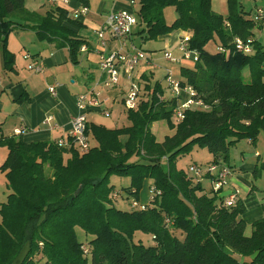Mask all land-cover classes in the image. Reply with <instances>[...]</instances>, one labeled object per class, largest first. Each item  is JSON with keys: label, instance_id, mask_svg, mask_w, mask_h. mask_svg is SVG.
I'll return each mask as SVG.
<instances>
[{"label": "trees", "instance_id": "trees-1", "mask_svg": "<svg viewBox=\"0 0 264 264\" xmlns=\"http://www.w3.org/2000/svg\"><path fill=\"white\" fill-rule=\"evenodd\" d=\"M72 1L89 5V0ZM228 6L223 16L213 11L211 0L137 3L133 31L138 28L141 42L183 31L189 33L188 49L197 53L195 63L180 69L178 81L206 108L184 110L174 133L163 141H156L151 123L170 122L178 100H160L158 84L146 86L148 98L126 110L129 125L87 124L89 142L91 137L95 141L87 152L67 151L57 143H27L21 135L0 136V147L7 151L0 170L9 191L0 202V264H264V216L246 236L239 198L226 207L220 192L207 190L175 167L176 158L195 145L211 154L207 165L229 167V149L242 139L255 145L264 131V44L255 36L264 29L255 9L264 6L255 4L251 12L238 8L236 0ZM166 7L175 10L170 24L163 16ZM13 27L67 45L74 63L84 43L78 36L80 24L67 7L54 6L40 15L29 12L24 0H0V53L8 72L14 66L6 50ZM236 40L250 41V53L238 50ZM211 41L217 44L215 53L206 50ZM111 176L129 179L121 191L135 202L150 181L152 198L147 204L138 202L143 210L113 206L123 193L110 185ZM76 228L91 237L87 243L77 240ZM137 232L150 236L153 244L135 239Z\"/></svg>", "mask_w": 264, "mask_h": 264}, {"label": "crops", "instance_id": "crops-1", "mask_svg": "<svg viewBox=\"0 0 264 264\" xmlns=\"http://www.w3.org/2000/svg\"><path fill=\"white\" fill-rule=\"evenodd\" d=\"M221 1L214 7V2L211 0V6L213 11L226 16L229 12V0ZM29 4H31L30 0H24V6L29 12L35 10L36 12L37 10L46 12L54 6H64L69 9L70 13L71 11L75 13L82 7L72 0H68L67 4L61 0H54V4L47 0H41L40 9H32ZM95 4L96 7L89 4L87 14L79 15L76 19L80 24L79 39L84 41L76 56V63L71 61L67 45L58 46L55 42H48L39 38L34 31L25 30L22 27L11 29L7 37L6 50L14 57L13 71L8 72L2 68L3 57L0 53V136L12 137L15 136L16 131L24 130L21 136L27 143L58 144L59 141H63L67 143L63 146L67 151L71 149L79 151L77 146L71 148V144L68 145L71 143L68 135L71 119L80 114L77 106V98L80 95L97 100L99 103L98 106H91L87 111L88 124L102 125L94 120L99 115L110 114L112 106L118 105L126 114L123 100L131 82L122 75V65H117L121 74L119 83L112 87L105 85L107 76L101 73L99 68L101 57L116 52L120 43L111 39L106 33L105 50H101L97 42V31L105 23L109 14L119 11L133 13L135 8L128 0H97ZM240 5L243 7L242 3ZM257 6L261 5L257 4ZM163 16L167 24L173 21L168 22L171 18L168 10H165V13L163 11ZM67 26L73 31L77 30L72 25ZM137 30L136 27L127 40L125 51L132 52L134 49H139L137 43H143L136 35ZM262 34H264V29L255 32L258 39ZM181 36H189V33L175 31L158 38L155 42V45L158 46L157 51L146 53L147 59L135 67L131 80L138 86L139 95H142L139 96L138 102L148 98V91L145 87L152 88L155 84H158L163 91V95L159 97L160 100L175 97L168 88L167 73L175 80H179L181 79L180 69L191 66L190 62L180 61L182 54L178 49V41ZM165 52H170L178 62L167 61L164 57ZM32 63L40 66L41 70L39 72L30 70L29 66ZM162 79L166 86H163ZM52 85H56V96H51L48 92ZM166 91H169V95ZM49 118L51 119L48 120ZM7 124L13 132L10 136L2 133L4 125ZM248 142L250 143L249 140ZM65 157L68 155L66 154ZM232 163L233 165L228 164L231 172L227 176V185L222 189L220 196L226 197L232 190L239 191V199L245 208L241 218L248 228L264 216V157L259 151H256L253 157L243 158L238 166L234 161ZM210 180V178L198 179L202 185L204 181L208 182L209 185L204 186L207 190L211 188ZM8 193L9 191L6 189L4 201ZM145 200V195H139L138 202L140 204H145Z\"/></svg>", "mask_w": 264, "mask_h": 264}, {"label": "built area", "instance_id": "built-area-1", "mask_svg": "<svg viewBox=\"0 0 264 264\" xmlns=\"http://www.w3.org/2000/svg\"><path fill=\"white\" fill-rule=\"evenodd\" d=\"M49 3L54 4V0H47ZM64 4H67L68 0H61ZM88 10L86 7H81L79 11H76V15H85ZM256 19L258 21H264V9L256 8L255 9ZM137 25L136 16L133 13H128L124 11L113 12L109 14L106 18L105 23L97 31V42L101 50H105V34L107 33L109 37L113 40H117L120 43L119 49L116 52L110 53L108 56L101 57L99 68L101 73L107 76L105 85L107 87L115 86L119 83V78L121 74L117 69V65H122V75L130 81V86L127 91V94L123 100V105L126 110H133L136 108L138 103V86L131 80L132 73L135 67L141 62L145 61L146 54L141 49H134L132 52L125 51L127 40L132 35L133 29ZM188 38L189 36H181L178 41V49L182 54L180 61L195 63L197 61V53L195 51L188 49ZM250 41L246 44L241 40H236V48L240 51L250 53ZM164 57L169 62H178L170 52H165ZM29 69L33 72H39L41 70L40 66L32 63L29 66ZM166 82L168 88L177 98V105L173 110V117L176 122H179L183 119L184 110L191 107H199L201 109L206 108L204 103L201 100H194L192 95L194 94L192 89L189 87H180L178 80H175L169 73L166 75ZM186 91L189 94V99L186 102H180L181 90ZM48 92L51 96H56V85L49 87ZM99 103L97 100L89 99L85 95H80L77 98V106L80 110V114L74 116L70 121V131L69 139L72 146H77L80 152H87L90 149L89 138L86 133L87 128V111L91 106H98ZM49 118L48 120H50ZM24 133V130H19L15 132V136L21 135ZM67 143L63 141L58 142V146H64ZM69 145V144H68ZM231 170L227 166H222L218 164H209L204 167L197 165H190L188 167L187 173L194 178L201 179L205 175L210 177L211 188L215 192H220L227 185V176L230 174ZM150 195V192H149ZM152 198V197H149ZM239 198V191L232 190L226 197H224V205L226 207L234 206L236 201ZM131 207L134 209L143 210V205H140L138 202L132 201ZM84 252H86L84 250Z\"/></svg>", "mask_w": 264, "mask_h": 264}, {"label": "rangeland", "instance_id": "rangeland-1", "mask_svg": "<svg viewBox=\"0 0 264 264\" xmlns=\"http://www.w3.org/2000/svg\"><path fill=\"white\" fill-rule=\"evenodd\" d=\"M28 1V0H27ZM41 0H30L29 6L32 9H40L39 3ZM139 0H128V2L134 6V8L137 7V3ZM238 3V8H239V3L243 4L244 7V11L246 12H251L254 11V4H258L261 6H264V0H236ZM97 0H89V4L92 7H96V3ZM213 5L214 7L217 6L220 2H222L221 0H213ZM165 10H168L171 14V18L170 20H168V22H171L172 20L175 19L176 15H175V10L173 7H166L164 9V13ZM36 12V10L34 11ZM38 14H44L45 11L44 10H37ZM71 16L72 18H74L75 20L78 19L77 17H79V15H76L73 11H71ZM156 41H151V42H145V43H137L139 49H141L142 51L146 53H150L153 51H157L158 46L155 45ZM259 42L261 44H264V34H262V36L259 39ZM216 48H217V44L214 41L209 42V44H207L206 46V50L210 53H215L216 52ZM20 58L22 59V55L20 56ZM248 74V70H245L243 72L244 77L246 78ZM163 80V79H162ZM163 86H166V83L163 80ZM140 92V91H139ZM142 92V91H141ZM144 92V90H143ZM167 95H169V91H166ZM181 97H180V102H186L189 99V94L184 91L183 89L181 90ZM138 96H142L139 95ZM145 96V94L143 93V97ZM99 115V114H98ZM93 121V120H92ZM96 123H101L102 125L108 127V128H115V127H123V126H127L129 125V121L127 119L126 114H124V112L122 111V108H120L118 105L117 106H112L111 107V111L110 114H108L107 116L102 114L96 117V120H94ZM176 124V121L174 119V117L172 116V118L170 119V122L168 120H156L153 121L151 123L150 126V132L154 135L155 139L157 142H161L164 140V138L166 136H170L174 133V125ZM2 133L5 134L6 136H10L13 134V132H11V127L7 124L4 125L3 129H2ZM90 143L91 145H95V141L92 139H90ZM256 151H259L262 154V157H264V131H261L257 137L256 143L255 145L250 144L248 142V140L242 139L240 141H238L234 146H232L229 149V163L231 165H233V161L235 163L236 166H238L243 158H249V157H253L254 153ZM7 155H6V148L5 147H0V167L3 164V162L5 161ZM212 159L211 154L202 147H198L197 145L192 146L189 151L187 153L181 154L179 155L176 160H175V167L179 170H182L184 172L188 171V167L190 165H197V166H202L204 167L205 165H207L208 163H210ZM194 177V176H193ZM204 178V177H203ZM109 183L110 185L114 186L115 192H121L123 193V200L121 197V195L119 196V199L117 201H114L113 206L115 208L121 209V210H132L134 208L131 207V202L134 201L133 197L128 196L127 200H126V194L121 191L123 188H126L129 184V179L128 178H124V177H117V176H111L109 179ZM149 185H150V181H146L143 184V187L141 189V191L139 192V195H145L146 196V203L147 204L149 202V196H148V190H149ZM209 184L207 181L203 182V186L207 187ZM6 183H5V174L3 172H1L0 170V201H4L5 199V195H6ZM76 232V238L80 243H87L88 240L91 238L87 235H85V233L80 229V228H76L75 229ZM251 233V228L248 227L245 230V235L249 236ZM141 239L142 242L145 245H152L153 241L151 239L150 236H146L140 232H137L135 234V239Z\"/></svg>", "mask_w": 264, "mask_h": 264}]
</instances>
